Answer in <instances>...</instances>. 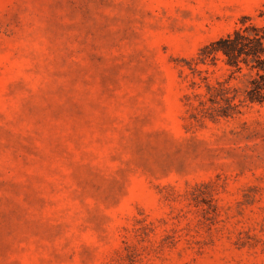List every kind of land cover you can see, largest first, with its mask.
<instances>
[{"label":"rangeland","instance_id":"1","mask_svg":"<svg viewBox=\"0 0 264 264\" xmlns=\"http://www.w3.org/2000/svg\"><path fill=\"white\" fill-rule=\"evenodd\" d=\"M245 18L264 0H0V264H264V104L221 116L229 67L193 62Z\"/></svg>","mask_w":264,"mask_h":264},{"label":"trees","instance_id":"2","mask_svg":"<svg viewBox=\"0 0 264 264\" xmlns=\"http://www.w3.org/2000/svg\"><path fill=\"white\" fill-rule=\"evenodd\" d=\"M246 22L245 18L232 32L203 46L193 60L196 66L215 65L220 60L229 67V76L223 82H205L207 101L225 105L221 116L231 115L230 111L239 113V107L264 104V29ZM231 80L243 83L241 93L240 88L230 86Z\"/></svg>","mask_w":264,"mask_h":264}]
</instances>
